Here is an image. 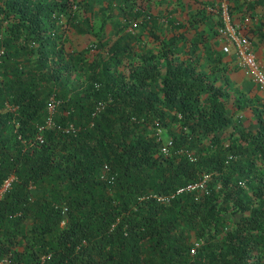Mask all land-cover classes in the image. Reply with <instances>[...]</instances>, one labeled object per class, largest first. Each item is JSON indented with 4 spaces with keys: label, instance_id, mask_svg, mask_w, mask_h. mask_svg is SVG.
I'll return each mask as SVG.
<instances>
[{
    "label": "trees",
    "instance_id": "trees-1",
    "mask_svg": "<svg viewBox=\"0 0 264 264\" xmlns=\"http://www.w3.org/2000/svg\"><path fill=\"white\" fill-rule=\"evenodd\" d=\"M100 1L95 26L80 0H0V264H264V101L232 99L253 131L226 114L208 0L167 37L161 0Z\"/></svg>",
    "mask_w": 264,
    "mask_h": 264
},
{
    "label": "rangeland",
    "instance_id": "rangeland-1",
    "mask_svg": "<svg viewBox=\"0 0 264 264\" xmlns=\"http://www.w3.org/2000/svg\"><path fill=\"white\" fill-rule=\"evenodd\" d=\"M205 0H180L176 4L173 0H161L156 1L153 6V12L159 13L161 16L156 19L158 27L156 28L157 33L160 36L167 37L170 32H172L173 27L176 23L185 24L187 21L186 17H180L178 15L175 19L165 18V11H171L175 7L181 6L183 11H194L199 7L200 2ZM248 3L246 6L240 5L235 7L236 4L230 0H208L205 10L210 13L215 14L214 20L211 22L210 19L204 21L202 29L205 32L215 33V47L217 55L220 61L225 64L223 71V76L218 80L219 83H227V89L229 96L223 99L224 109L226 114L230 117L231 122L239 124V126L244 129L255 130L257 128L256 117L248 110H238L232 104V99L238 92H245L247 89H251V92L255 89L250 81L248 80L244 70L235 64L234 59L231 55L222 54L219 52V40L217 37V28L222 23V13H228L230 18L239 26V29L243 34L251 41L253 47H255V55L259 60L264 61V0H258L254 8H250L253 3L252 0H246ZM262 3V4H261ZM78 6L81 10L90 13L93 23L97 26L100 22V17L103 16V12L100 8L103 6L100 0H80ZM230 8L232 10H230ZM192 9V10H191ZM194 16V15H193ZM113 21V23H111ZM103 33L101 34V39L105 43H109L119 34L118 26L123 23L122 20L115 18H106L102 20ZM153 21L151 22V24ZM137 37L131 40V45L135 50L142 48L147 51H156L157 46L155 42L151 40L150 37L146 36L145 32L141 30V26H136ZM139 35V36H138ZM79 43L82 46H87L90 44V39L80 38ZM202 67L207 68L206 61L202 62ZM243 91V92H242ZM204 97V96H203ZM264 101V100H263ZM262 113V118H264V112ZM231 131V126L228 125L220 130L219 135L222 139H226L228 133Z\"/></svg>",
    "mask_w": 264,
    "mask_h": 264
},
{
    "label": "built area",
    "instance_id": "built-area-1",
    "mask_svg": "<svg viewBox=\"0 0 264 264\" xmlns=\"http://www.w3.org/2000/svg\"><path fill=\"white\" fill-rule=\"evenodd\" d=\"M216 35L219 40V52L232 56L235 64L244 70L255 91L264 100V61L256 57L255 47L228 13H222V23L217 28ZM55 103V99H50L47 105L48 112L52 111ZM11 180L12 176L3 182L0 193L8 188Z\"/></svg>",
    "mask_w": 264,
    "mask_h": 264
},
{
    "label": "crops",
    "instance_id": "crops-1",
    "mask_svg": "<svg viewBox=\"0 0 264 264\" xmlns=\"http://www.w3.org/2000/svg\"><path fill=\"white\" fill-rule=\"evenodd\" d=\"M256 49V48H255ZM260 59V58H259ZM262 61V60H261Z\"/></svg>",
    "mask_w": 264,
    "mask_h": 264
}]
</instances>
